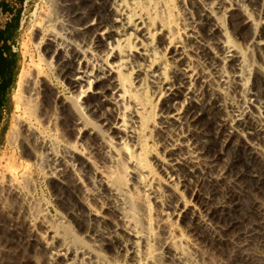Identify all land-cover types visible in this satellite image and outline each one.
Listing matches in <instances>:
<instances>
[{"label": "bare ground", "instance_id": "1", "mask_svg": "<svg viewBox=\"0 0 264 264\" xmlns=\"http://www.w3.org/2000/svg\"><path fill=\"white\" fill-rule=\"evenodd\" d=\"M57 12L61 31L48 34L45 53L79 88L68 129L77 143H22L45 154L52 181L80 203L66 215L92 244L66 238L45 208L29 218L25 206L9 217L0 208V246L27 264H262L264 200L246 181L264 188V0H57ZM20 81L18 102L34 114L44 87ZM54 105L62 123L68 105L57 97ZM23 126L16 117L12 144ZM96 133L103 143L85 151ZM92 152L95 181L80 185L70 176ZM112 174L125 180L120 187ZM1 181L0 194L12 196L13 180ZM245 198L253 201L243 214Z\"/></svg>", "mask_w": 264, "mask_h": 264}, {"label": "rangeland", "instance_id": "2", "mask_svg": "<svg viewBox=\"0 0 264 264\" xmlns=\"http://www.w3.org/2000/svg\"><path fill=\"white\" fill-rule=\"evenodd\" d=\"M47 20L53 21L48 22ZM62 20L63 17L57 12V0H27L24 5L22 28L15 44V51L19 56V74H17L15 83L12 86L9 103L7 107L4 108L0 119V181L12 179V189L16 197L14 194L12 196L5 193V195L0 194V208H3L5 210V215L9 217L12 211L16 210L22 213L25 212V206L30 207V212L27 214L29 218L34 216L39 208H45L43 213H46L45 217L48 224L50 223L54 228H58L62 232L61 234H65L66 238L69 240L72 239L76 244H79V242H88L91 245L92 242L88 240L84 233L81 231L79 232L66 215L65 208L67 204H73L80 208V203L74 198L71 192L60 189L57 185V181H52L51 173L48 172L47 167L45 168V154H42L43 157L40 155V157L37 158L34 152H32V146L26 147L25 144L22 143V139L24 138L26 142L30 143H28L29 145H32L31 143L39 137L59 150H68L77 143V140L72 136V132H70L71 130L68 129L79 116L75 111V104L77 103L75 97L79 92V88L73 86L69 80L59 76L54 59L45 53L47 38L49 37L48 34L61 31L60 25ZM187 28L188 24L186 20L183 21V25L177 26V30L182 38H185ZM249 59L251 62H257L253 53L249 55ZM21 75H26L33 80L34 86H37V84L43 85L44 94H42L43 96L40 98L41 102L38 100L40 105L37 107V109L40 108L42 111L36 109L35 113L31 114L27 111L26 107L18 102L19 95H21L23 89V84L20 81ZM53 97L55 98L53 99ZM56 97L65 100L68 105L67 110L68 112L70 111L69 114H67L68 112L66 111L65 120H63L62 123L58 120V114L55 110L54 100ZM16 117L21 118L24 124V131L21 138L12 144L8 140V132ZM49 118H51V121L47 122L46 120ZM89 118L92 120L91 117ZM209 121V119L204 118L200 123V127H206ZM88 143L85 151L90 152V145H94V143L96 145L103 143L102 136L96 133ZM157 153L161 159H164L160 150H157ZM90 156L91 162H88L80 156V160L76 161L77 175L70 176L71 179H76L78 183L80 181V185L82 183L87 184L95 181L94 167L98 164V157L93 152ZM208 156H210L211 159L218 158L217 148L210 150ZM227 160L228 156L221 162L224 163ZM246 170L247 167L244 164H241L237 169L238 172H244ZM159 175L164 182L168 183L163 173ZM112 177L114 185L117 187H120L125 181L121 177L114 180V174H112ZM246 185L253 190L252 196L264 200V188L257 193L254 191L256 185L254 181L248 180L246 181ZM183 195L192 207L197 211L200 209V202L195 196L185 193ZM252 201L253 199L250 200V198L244 199L245 212L242 210L243 214L249 210ZM245 208L248 210H245ZM140 221L141 225L147 224L143 218H141ZM85 224H87V222H85ZM82 225L84 227V224ZM154 227H156L155 224ZM212 248L209 246L207 248L208 252L210 251L211 253ZM226 249H228V247H226ZM258 250V248L254 247L251 252H258ZM212 251L215 252L214 248ZM214 252H212V254H214ZM13 254L15 253L8 252L5 248L3 249L2 246H0V261L2 260L0 264H27L26 258L24 259L23 257L24 260H21V256ZM54 256L52 252L51 257L53 258ZM260 262L264 264V259L260 260ZM34 263L36 262L31 264Z\"/></svg>", "mask_w": 264, "mask_h": 264}, {"label": "crops", "instance_id": "3", "mask_svg": "<svg viewBox=\"0 0 264 264\" xmlns=\"http://www.w3.org/2000/svg\"><path fill=\"white\" fill-rule=\"evenodd\" d=\"M27 0H0V74H17L18 61L7 70L8 56L14 57L15 44L22 28L23 8ZM16 80V78H15ZM13 85V84H12ZM7 91L0 88V102L6 101Z\"/></svg>", "mask_w": 264, "mask_h": 264}, {"label": "trees", "instance_id": "4", "mask_svg": "<svg viewBox=\"0 0 264 264\" xmlns=\"http://www.w3.org/2000/svg\"><path fill=\"white\" fill-rule=\"evenodd\" d=\"M18 58H19L18 54H15V53H14V57H10V56L7 57L6 62H5V66L7 70L10 69V67H12L14 63L16 65ZM15 78H16V74H0V88L3 90H6L8 93L6 96V101L0 102V119H1V114L4 108H6L9 103L10 92L13 86L12 84L15 83Z\"/></svg>", "mask_w": 264, "mask_h": 264}]
</instances>
